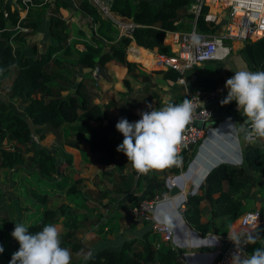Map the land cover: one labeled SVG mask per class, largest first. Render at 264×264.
I'll list each match as a JSON object with an SVG mask.
<instances>
[{"label": "trees", "instance_id": "1", "mask_svg": "<svg viewBox=\"0 0 264 264\" xmlns=\"http://www.w3.org/2000/svg\"><path fill=\"white\" fill-rule=\"evenodd\" d=\"M33 1L44 10L46 7L52 9L47 20L51 39L41 44L36 41L28 43L26 37L38 27V23L30 21L27 16L21 17L20 8L0 0V82L15 70L11 84L3 90L7 96L21 99L25 114L15 112L0 97V169L7 170L5 181L0 182V210L4 212L0 217V246L4 249L0 257L5 260L4 264H10L17 251L16 248L10 250V243L15 242L19 246L11 235L15 223L23 224L29 233H36L61 217L64 218L61 246L81 256L71 264H186L180 251L151 227L139 237L123 239L119 246H102L90 251L78 236L83 223L78 219L74 205L61 198L54 205L47 206L48 198L55 193L68 197L81 194L84 178L64 171L63 168L72 163L71 156L57 161L56 155L35 142L32 136L35 127L43 124L58 127L64 122L79 121L77 134L86 132L88 138L84 145L72 140L68 143L81 149L89 144L91 151L96 153L95 160L104 163L115 161L119 152L108 135L115 128L92 124L105 119L100 105L94 100L93 81L89 77L76 80L70 71V63L66 65L57 55L58 52L68 55L73 50L66 40L69 35L67 24L57 12L60 7H67V3L65 0ZM106 6L116 14L130 18L133 25L126 34L114 38L117 30L112 19L101 15L90 0H81L79 8L91 17L96 31L106 41L91 35L72 65L94 67L110 61L115 68L126 71L125 74L135 73L137 64L126 58V48L132 39L139 46L155 50V53L171 55V45L164 41L165 34L183 26L180 21L183 16L190 19L194 16L188 11V0H110ZM207 13L208 6H202L196 16V27L199 31L215 33L221 23L207 19ZM17 24L29 28V31L15 28ZM128 52L133 54L135 48ZM142 52L146 64H152L154 57L151 52ZM51 63L57 65V70L49 68ZM153 71L174 80L180 76L173 68ZM135 75L143 79L148 77L144 73ZM57 78L67 83L59 84ZM122 80L128 83L127 78L122 77ZM63 90L68 91L62 94ZM183 99L185 97H179L172 104L181 103ZM119 113L118 121L122 114L128 120L137 116L125 105L120 107ZM178 169V165L170 167L172 172H178ZM260 177H264V145H252L243 152L240 165L221 162L213 166L199 185L201 192L187 193L182 213L189 222L198 224L199 215L206 210L210 216L206 223L198 226L200 232L225 234L230 221L243 213L244 196ZM108 190L100 189L96 197L106 196ZM84 195L90 196L88 193ZM202 200L207 202L205 208L200 205ZM219 216L227 217L215 228L214 218ZM88 252L92 257L83 260L82 256Z\"/></svg>", "mask_w": 264, "mask_h": 264}, {"label": "crops", "instance_id": "2", "mask_svg": "<svg viewBox=\"0 0 264 264\" xmlns=\"http://www.w3.org/2000/svg\"><path fill=\"white\" fill-rule=\"evenodd\" d=\"M6 1L13 7H19V3L15 0ZM80 1L65 0L67 7H60L57 11L67 24L69 35L66 40L73 48L68 55L61 52H58L57 55L66 65L70 63V71L75 75L76 80L89 77L93 81L94 100L100 105L105 114V119L101 122L93 121L92 124L100 123L102 127L115 128L108 135L116 148L123 141V135L115 127L122 105L137 115L129 120V122H135L141 118L139 112L151 110L149 105L152 108H162L173 103L179 97L186 98L187 91L193 87H200L205 90L215 89L216 95L202 101V104L210 109L205 137L198 146L186 149L178 155L180 160L177 164L178 172H172L168 167L163 170L150 171L148 174H137L131 164L128 163L127 157L120 152L116 155V160L110 163L96 161V153L91 151L89 144L81 149L67 142L72 140L84 145V141L87 140L88 133L77 134L79 121L64 122L58 127H52L48 124L35 127L32 132L35 142L56 155L57 161H63L65 156H71L72 163L65 166L64 171L73 176L84 178V182L80 186L81 194L68 197L65 194L55 193L48 198L47 206L54 205L61 198L72 203L78 219L83 223L80 226L78 236L87 248L93 251L102 246H119L125 238L139 237L151 227V221L133 217L129 210L130 207L143 198H149L155 193L167 190L168 198L156 204L152 211V218L173 226L174 234L170 243L180 251L186 264H211L218 252V237L233 232H241L240 218L242 214L252 209L261 211L263 223L254 231H247V238L252 236L255 238V242L248 243L246 253L250 256L255 248H264V177L258 178L257 184L252 186L248 194L244 196L243 213L230 221L225 234H218L214 231H208L205 234L200 232L198 226L206 223L210 216L206 210L199 215L198 224H192L179 208L181 204H184L187 193L201 192L199 185L213 166L221 162L240 165L245 149L252 145L260 147L264 145V140H257L254 143H248L244 140V133L240 131V127L244 125L246 117L242 115V110L241 112L238 111L235 101L226 105L220 103L227 95V89L224 87L226 80L232 77L234 72L264 71V17L252 38L224 40L218 48L217 57L212 61L200 63L187 71L183 82L166 78L161 72L153 71L158 67L153 65L154 62L146 64L145 54L142 50L151 52L153 56L156 51L139 46L132 39L126 48V56L141 62L146 67H152L146 69L136 62L135 73L148 74V77L143 79L141 76H136L135 73L128 72L125 74L126 71L115 68L110 61L84 68H78L71 64L80 55L83 45L89 41L91 35L106 41L96 31V24L91 22V17L79 8ZM32 2L28 13L20 9L21 17L27 16L30 21L38 23V27L30 31L26 37L28 43L36 41L41 44L50 38L47 20L52 9L46 7L44 10L33 0ZM99 3L103 5L100 1ZM103 3L106 6L108 2ZM108 15L112 21H118L120 24L133 23L130 18L120 16L111 10H109ZM206 17L215 23H221L218 32L222 30L226 18L224 10L220 8L208 9ZM180 21L184 23L183 27L185 28L190 23V18L183 16ZM116 27L122 31L118 24ZM120 35L119 32L114 35V38H118ZM164 41L172 47L168 32L165 34ZM133 47L135 52L130 54L128 50L130 51ZM49 68L55 71L57 65L51 63ZM14 75L15 70L10 73L6 80L0 82V97L15 112L25 115L22 110L21 99L9 97L4 91L5 87L11 84ZM122 77L127 78L128 83H125ZM56 80L59 84L65 85L67 83L61 78ZM70 85L73 88V85ZM67 91L63 90L61 93L65 94ZM122 118H126V115L122 114ZM244 126L247 127V125ZM183 164L187 167L186 174L184 173L185 167H182ZM6 171L5 168L0 169V182L5 181ZM177 173L178 175H175ZM169 175H174V181L173 185L168 188L166 178ZM189 175L191 178L187 181ZM173 186H177L179 191L170 194L169 190ZM100 189L109 190L106 192V196L97 198L96 195L100 193ZM185 189L188 191L185 192ZM84 193H88L90 196L86 197ZM206 204L205 200L200 203L202 208H205ZM3 215L4 212L0 210V217ZM99 216L101 217L99 218ZM226 217L214 218L215 228H218L220 222ZM63 220L64 218L61 217L53 223L60 233L63 232ZM15 248L18 251L19 246L15 242H11L10 250L13 251ZM70 252L72 254L71 262L77 261L81 257L75 251L70 250ZM82 259L84 260V256ZM4 262L5 260L0 257V264H4Z\"/></svg>", "mask_w": 264, "mask_h": 264}, {"label": "clouds", "instance_id": "3", "mask_svg": "<svg viewBox=\"0 0 264 264\" xmlns=\"http://www.w3.org/2000/svg\"><path fill=\"white\" fill-rule=\"evenodd\" d=\"M227 95L220 103L237 104L239 112L246 117L244 140L254 143L264 140V71H236L226 80ZM148 111L139 112L141 117L135 122L121 118L116 123V130L123 135V141L116 151L127 157L128 163L137 174H148L150 171L163 170L179 164V151L183 133L192 120L194 105L191 99H183L181 103H169L162 108L148 106ZM230 119V118H229ZM18 241L19 249L10 260V264H71L72 254L61 246V236L54 224L45 225L36 233H29L23 224L15 223L11 233ZM239 242L235 234L229 237ZM248 243L255 238L249 236ZM4 249L0 246V253ZM79 255V254H78ZM88 252L84 259H90ZM233 264H264V248H255L249 255H234Z\"/></svg>", "mask_w": 264, "mask_h": 264}, {"label": "built area", "instance_id": "4", "mask_svg": "<svg viewBox=\"0 0 264 264\" xmlns=\"http://www.w3.org/2000/svg\"><path fill=\"white\" fill-rule=\"evenodd\" d=\"M17 2L19 3L18 8L25 10V12L33 4L32 0ZM204 5H207L208 9L220 8L226 13L225 22L220 32L208 33L197 29L196 16ZM101 9L108 14L109 10L106 6L102 5ZM188 11L194 13L188 26L168 31L173 53L171 55L155 53L153 63L158 68H173L178 71L180 76L177 80L180 82L184 81L185 73L196 65L214 60L217 57L218 48L224 40H247L252 38L257 26L264 17V0H193L188 4ZM114 22L122 28L124 27L118 21ZM131 26V24L126 26L125 34ZM15 28L29 31V28L20 27L18 24ZM215 95V89L205 90L200 87H193L187 91L186 98L192 100L194 110L192 120L183 133L179 154L193 146H198L204 139L210 109L203 105L202 101L206 98H213ZM173 177L174 175H169L166 178L168 188L173 185ZM168 196L167 190H163L160 193H155L152 197L139 200L129 210L133 217L150 220L151 228L162 239L170 241L174 234L173 226L152 218V211L156 204L165 201ZM179 208L183 210L184 204H181ZM262 223L259 209H252L242 214L239 224L241 232H233L218 237V252L212 259L211 264H233L234 255H247L248 239L246 233L247 231H254ZM233 234L239 237L238 243L229 238Z\"/></svg>", "mask_w": 264, "mask_h": 264}, {"label": "rangeland", "instance_id": "5", "mask_svg": "<svg viewBox=\"0 0 264 264\" xmlns=\"http://www.w3.org/2000/svg\"><path fill=\"white\" fill-rule=\"evenodd\" d=\"M94 5H96V7L98 8V10L100 11V14L101 15H103L104 17H108V18H110L111 19V17L108 15V14H106L105 12H103V10L101 9V7H102V5L97 1V0H90ZM105 1H107V2H109L110 0H101V2H105ZM225 13V12H224ZM113 25H114V27H115V29L117 30V34L120 32V34H125V31H126V29H127V24H122L124 27L122 28L121 26H119L118 25V27H120L121 29H122V31H120V29L119 28H117L116 27V23L113 21ZM181 27H183V26H181ZM154 57V56H153ZM126 58L129 60V61H132V62H134V63H136V62H138V61H135V60H132V59H130L128 56H126ZM141 66H144L141 62H138ZM144 68H146V69H151L152 67H146V66H144ZM187 167H185V174L187 173ZM184 171V170H183ZM178 174V173H177ZM189 193H191V192H189Z\"/></svg>", "mask_w": 264, "mask_h": 264}, {"label": "water", "instance_id": "6", "mask_svg": "<svg viewBox=\"0 0 264 264\" xmlns=\"http://www.w3.org/2000/svg\"><path fill=\"white\" fill-rule=\"evenodd\" d=\"M49 1H55V0H49ZM191 2H193V0H188V4H190ZM131 25H133V23ZM190 178H191V176L189 175L188 178H187V181H189ZM178 191H179V188L177 186H173L169 190L170 194H174V193H176ZM187 191H188V189H185V192H187Z\"/></svg>", "mask_w": 264, "mask_h": 264}]
</instances>
